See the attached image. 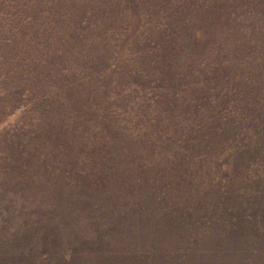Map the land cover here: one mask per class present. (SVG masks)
Wrapping results in <instances>:
<instances>
[{"label": "rangeland", "instance_id": "rangeland-1", "mask_svg": "<svg viewBox=\"0 0 264 264\" xmlns=\"http://www.w3.org/2000/svg\"><path fill=\"white\" fill-rule=\"evenodd\" d=\"M0 264H264V0H0Z\"/></svg>", "mask_w": 264, "mask_h": 264}]
</instances>
